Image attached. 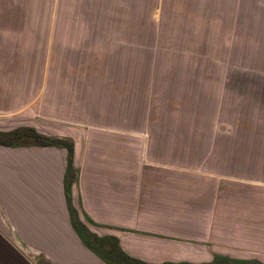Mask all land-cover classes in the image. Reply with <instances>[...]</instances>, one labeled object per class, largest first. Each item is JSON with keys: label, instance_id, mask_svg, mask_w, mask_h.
Instances as JSON below:
<instances>
[{"label": "rangeland", "instance_id": "obj_1", "mask_svg": "<svg viewBox=\"0 0 264 264\" xmlns=\"http://www.w3.org/2000/svg\"><path fill=\"white\" fill-rule=\"evenodd\" d=\"M25 127L203 169L166 198L264 183V0H0V133Z\"/></svg>", "mask_w": 264, "mask_h": 264}, {"label": "crops", "instance_id": "obj_2", "mask_svg": "<svg viewBox=\"0 0 264 264\" xmlns=\"http://www.w3.org/2000/svg\"><path fill=\"white\" fill-rule=\"evenodd\" d=\"M60 136L75 143L70 194L67 149L0 144V264H123L122 253L147 264H264V200L250 186L259 179L245 175L241 190L232 177L216 198H166L167 184H203V169L146 166L122 138Z\"/></svg>", "mask_w": 264, "mask_h": 264}, {"label": "trees", "instance_id": "obj_3", "mask_svg": "<svg viewBox=\"0 0 264 264\" xmlns=\"http://www.w3.org/2000/svg\"><path fill=\"white\" fill-rule=\"evenodd\" d=\"M0 144L9 147H18V146H43V147H58L64 148L68 151V160H69V170L66 177V189L70 194L71 186L76 181L75 170L73 169V158L75 151V144L72 139L58 138V137H49L38 133L34 128H21L14 132L2 134L0 133ZM122 263L123 264H147L143 261L136 260L128 257L122 253ZM236 263H240L236 261ZM166 264H175V263H166ZM187 264V263H179ZM245 264H256L254 261H246Z\"/></svg>", "mask_w": 264, "mask_h": 264}]
</instances>
